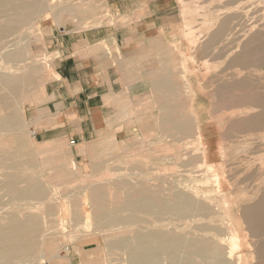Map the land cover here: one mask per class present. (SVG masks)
Instances as JSON below:
<instances>
[{
    "label": "bare ground",
    "instance_id": "obj_1",
    "mask_svg": "<svg viewBox=\"0 0 264 264\" xmlns=\"http://www.w3.org/2000/svg\"><path fill=\"white\" fill-rule=\"evenodd\" d=\"M70 2L0 0V264H73L75 256L69 257L68 247L67 259H59L65 243L75 246L78 264H111V256L118 254H113L114 251L122 254L124 264H246L242 257H236L242 246L249 255L264 260V240L259 239L264 232V190L259 200L230 207L224 184L219 185L220 178L213 179L214 186L211 188L209 184L208 190L198 186L164 188L149 186L144 181L130 183L121 179L123 169H120L121 172L114 171L115 176L109 182L85 187L88 189L80 195L66 196L59 183L72 178L70 174L46 177L49 170L38 167L37 156L29 150L23 135L26 121L23 106L26 102L41 101L47 84L60 76L39 64L36 56L43 53L35 56L33 39L39 41V18L46 11L52 12L55 20L65 14L71 17L75 10L83 11L85 4L73 7ZM207 23L201 33L209 38L205 42L190 40L191 53L185 51L181 63L185 75L183 89L193 102L203 92L202 85L199 87L189 80L193 64L196 58L199 62H209L208 57H213V49L222 39L224 29L229 27L227 20L220 24ZM219 59L216 56L212 60ZM211 97L218 112L241 103L235 94L232 96L220 88ZM192 101L185 120L175 122L168 120L174 114L178 116L175 101L165 100L162 109L169 112L167 121L155 125L166 137L172 138L177 148L185 146L180 155L182 168L192 170L182 173H190L191 177L200 164H205L207 173L215 168L210 163L215 155L211 141H208L206 161L199 160L204 152L199 143L206 140V135ZM199 102L203 111L204 102ZM236 127L232 124L226 139L232 138ZM100 167H92L93 174L100 172ZM143 172L140 177L144 178ZM110 188L116 192L110 193ZM107 195L115 199L110 202L106 200ZM109 203L114 206L110 207ZM66 219L72 223V229H82L81 234L72 235L73 243L64 224ZM92 246L95 248L87 250Z\"/></svg>",
    "mask_w": 264,
    "mask_h": 264
},
{
    "label": "rangeland",
    "instance_id": "obj_2",
    "mask_svg": "<svg viewBox=\"0 0 264 264\" xmlns=\"http://www.w3.org/2000/svg\"><path fill=\"white\" fill-rule=\"evenodd\" d=\"M70 1L73 7L85 4L83 11L75 10L71 17L65 14L58 20H55L52 12L46 11L39 18V41H36V38L33 39L35 56L43 53L36 56L37 61L41 66H46L55 73H57L56 65L61 56L57 52L56 45H51L54 37L66 33L69 35L74 33L78 36L84 32L96 34L99 28L105 34V27L114 25V15L108 11L104 0ZM200 3L202 12L196 15L202 19V28H204L180 30V36L188 53L191 51L187 42L190 40L205 42L209 38L201 33L205 30L207 22L220 24L223 20H227L229 24V27L224 29L222 39L213 49V57L219 56L220 59L214 62L210 55L209 62L207 60L199 62L196 58L192 67V75L189 76V80L192 79L191 83H196L195 85L199 87L203 86V92L200 91L199 97L195 95L196 99H194V102L202 101L205 105L199 125L202 126L206 140L205 142L201 140L199 143L204 151L199 160L206 161L210 149L208 141H211L215 155L210 163L215 165L214 170L207 173L204 171L205 164H200L196 170L194 169L196 179L194 176L191 177L190 173H182V171L192 170V168H182L180 155L185 146L181 145L178 149L173 140H151L150 138L154 137L152 133L156 130V126L150 127L149 132H143L144 126H134L136 130L129 126L132 131L142 132L141 138L143 139L139 141L116 143L113 140L100 143L98 140H93L82 144L76 137H64L60 134V130H65L63 123L47 125L48 122L46 123L45 120L36 121L34 118L35 112L46 104L44 94L41 96L43 100L41 99L38 103L26 102L23 106L26 116L23 135L27 140L29 150L37 156L38 167L49 170L46 177L61 173L70 174L72 178H66L63 183H59L63 195H80L82 191L88 189L85 187L109 182L115 176L114 171L121 172L123 169L119 175L122 176L121 179H127L126 181L130 183L144 181L149 186L164 188L173 186L186 189L198 186L208 190L214 186L213 179L220 178L219 185L224 184L223 190L227 191L225 195L226 200L231 203L230 207H238L244 202L252 203L260 199V192L264 190V28L262 27L264 25V13L262 12L264 11V0H201ZM92 9L93 14H91ZM108 32L112 30L109 28ZM62 36L66 37V35ZM39 48L41 49L38 50ZM219 88L224 89V92L229 91L232 96L235 94L241 103L236 108L218 112L214 107L211 94ZM188 100L191 103L193 99ZM232 124H236L237 127L232 138L226 139V133L232 128ZM76 127L79 126L76 125ZM50 128L62 129L49 133L48 137L43 139L41 130ZM33 132H37V136H34ZM59 136L61 138L53 139ZM95 165H100L101 170L93 174L92 167ZM142 172L144 178L140 177ZM84 176L87 178H83ZM108 191L116 192L112 188ZM114 199L113 195L106 196V200L110 202ZM109 206L113 207L114 204L109 203ZM64 224L68 228L67 231L71 233L69 238L73 243L74 236L81 234L82 229H72L69 219L64 220ZM262 233L263 235L259 237L261 241L264 240V232ZM64 245L60 250L59 259H67L69 248V257L75 256L73 264H78L79 259L76 256L75 246L68 243ZM93 248L95 246L87 250ZM116 252L118 254L111 256L113 259L110 257L111 264H116L117 261H120L117 264H124L120 252L112 253ZM249 254L250 252L242 246L236 257H242L246 264H264L263 259L260 261Z\"/></svg>",
    "mask_w": 264,
    "mask_h": 264
},
{
    "label": "crops",
    "instance_id": "obj_3",
    "mask_svg": "<svg viewBox=\"0 0 264 264\" xmlns=\"http://www.w3.org/2000/svg\"><path fill=\"white\" fill-rule=\"evenodd\" d=\"M200 2L104 0L114 15V25L105 27V34L99 28L96 34L54 37L51 45H56L61 56L56 65L61 78L47 84L46 104L34 118L45 120L47 125L63 123L65 130H41V137L46 139L49 133L60 130L62 136L76 137L82 144L93 140L139 141L142 132L129 126H144L143 132H149L150 127L164 123L169 112L162 109V104L171 99L178 116L174 114L168 120L184 121L191 103L183 89L181 63L186 48L180 30L202 28V19L196 15L202 12ZM193 110L199 120L203 112L196 101ZM152 134L153 141L172 140L159 128Z\"/></svg>",
    "mask_w": 264,
    "mask_h": 264
},
{
    "label": "built area",
    "instance_id": "obj_4",
    "mask_svg": "<svg viewBox=\"0 0 264 264\" xmlns=\"http://www.w3.org/2000/svg\"><path fill=\"white\" fill-rule=\"evenodd\" d=\"M33 135H34V136H37V132H33Z\"/></svg>",
    "mask_w": 264,
    "mask_h": 264
}]
</instances>
